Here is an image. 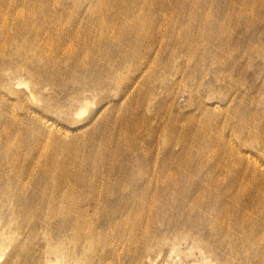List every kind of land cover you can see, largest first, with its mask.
Masks as SVG:
<instances>
[{
    "label": "rangeland",
    "instance_id": "374dc122",
    "mask_svg": "<svg viewBox=\"0 0 264 264\" xmlns=\"http://www.w3.org/2000/svg\"><path fill=\"white\" fill-rule=\"evenodd\" d=\"M4 1L34 21L0 37L12 44L0 51L2 166L26 186L20 201L0 192V264H264V0ZM142 17L154 27L136 49L119 35L123 55L105 68L87 51L78 68L57 42L72 22ZM13 121L28 129L22 142ZM51 140L59 188L33 169Z\"/></svg>",
    "mask_w": 264,
    "mask_h": 264
},
{
    "label": "bare ground",
    "instance_id": "6f19581e",
    "mask_svg": "<svg viewBox=\"0 0 264 264\" xmlns=\"http://www.w3.org/2000/svg\"><path fill=\"white\" fill-rule=\"evenodd\" d=\"M0 1H4V0H0ZM2 4L6 5L7 2L4 1V3H1V5ZM151 4L152 3H149V2L145 6L143 4V9H145V10L148 9L151 6ZM250 6H252V4H250ZM3 7L4 6H2V9L0 11V37L2 35H4L7 38H10L9 36L11 35V32L13 35L14 32L17 30V27H18L20 22L22 24H24L25 26H27L28 29L30 28V26H32V23L34 21L32 14L27 13V14H22L20 17H11V13L9 11H7V9L4 10ZM92 8L96 12L101 13L102 7L93 6ZM151 16H153V12L151 13ZM19 19H22V20L19 22ZM58 19L61 21L64 19V16L60 15ZM71 19H73V18L71 17ZM11 23H13L12 24L13 29L11 28ZM87 23H89V22H87ZM93 25L96 28L97 27L100 28V30H101L100 33H97V36L93 30L91 31ZM154 25L155 24L153 22H149L146 24L143 17L141 18L140 22H137V20L135 22H133V21L128 22L127 21V23H125L124 25H120V23L119 24L114 23L111 27L109 26L108 23H100V24L96 25L95 23H92V21H90L89 24L82 25V24L77 23V22H72L70 24V26H68V28H67L68 33H65V35L60 36V41H57V42L62 43V46L60 48H61V52L64 53V56L67 57V59H68V57H70L69 60H74L77 64L78 68L80 66H82L83 61L81 60V58H82V52H84V51L89 52V57L86 56L87 60H89L92 64H94L96 66L98 64L100 67L105 68V66H103V65H106V64L111 65V63L113 61L117 60L119 55H123L122 51L118 52L117 49H115V47H114V43L116 42V39L119 35H121V37H123L127 42H129V39H132L133 42L131 44V49H136L138 47L139 42H140L139 40L146 33H148L150 31V29L152 27H154ZM200 27H202V28L206 27V22L203 20V18L201 19ZM145 29L147 31L143 32ZM20 31H22V30L20 29ZM55 31H56V29H55ZM149 36L151 37V35H149ZM110 37H113V40L110 39ZM184 37H186V34H183V38ZM67 42H68V44H67ZM93 42H97V45L93 46L92 45ZM89 43L93 47H89L90 46ZM70 44L73 45V50L71 52H69L70 51ZM11 46H12V44H9V42L4 43V44L0 42V51L6 53L8 48H10ZM127 47H129V46L127 45L125 48H127ZM23 55H24V53L21 52V58L20 59H21L22 64H24V61H25ZM55 55H57V53H55ZM49 57L50 56L48 55V58ZM29 58H30V56H29ZM66 61H68V60H66ZM11 62H12V59H5L4 65H9ZM26 65H27V71L28 72L32 73L35 71V69H33L34 63L26 62ZM94 65H92V67H94ZM95 71L97 72L99 70H97V68H96ZM96 72L93 71V73H96ZM56 74L57 73L55 72V75ZM42 75H43V72L40 71L39 69H37L36 78H38L40 82H42V83L49 82L51 85L54 86V87L52 86L54 89H58V90L61 89L62 91L65 89V87H68V86L59 84L62 82H60L58 80V78L55 75H53V73H51V75H49V76H47V75L45 76V74H44V76L42 77ZM66 75H67L66 77L69 78L72 74L71 73L68 74V72H67ZM75 76H76V74L73 73V77H75ZM93 79H96L95 75H94ZM103 80L105 81V79H103ZM98 83H99V85L104 84L102 81V78H100ZM85 86H87V85H85ZM72 89H73L72 93L78 94V95L81 94L80 89H78V88H75V89L72 88ZM71 103H72V100H71ZM74 107H75V105L73 104L72 109H75ZM13 124H14L13 128H11L10 125H8L9 126L8 131H10V129L13 130L15 128H18L20 133H19L18 137L16 138V141L18 142L20 137H21V142H22L23 137L25 136V133L28 129H27L26 125L23 124L22 122L18 123L16 121H13ZM6 130H7V128H4V131H6ZM9 134L7 132L5 134H3V133L1 134L2 136H5V138L4 137L0 138L1 150H2V146H3L2 141L7 142V141L11 140L12 136L11 135L8 136ZM21 145H23V144L21 143ZM41 148H43L46 151V154L44 155V157L42 159L36 160L35 166L38 165V168L40 169L43 167V164H41V163H44V170L42 172L35 166L33 168L37 172V174L39 176H41V182H39L40 186L43 185V176H44L45 172H49V173L53 174L54 177L57 174L58 180L56 183V187L59 188L61 183H62V187H63V184L68 180L65 176L62 175V173L66 172V168L61 169V167H59V168L56 167V164L61 161L60 155L63 152V150H59L60 147L58 148V146L55 144V142L53 140L47 142L44 145H41ZM16 156H19L18 150H17ZM4 158L8 159L10 157H7L6 152H0L1 201L2 200L6 201V197L3 194L8 192L9 186H11L10 194L14 195L13 200L14 201H16V200L20 201L18 199V198H20V196H19L20 194L18 193V189L20 187H22V189H23V187H26V186H23L22 182H21L22 186H20L19 175H20V173L23 174L24 171L23 170L20 171L17 179L9 178V180H7L5 177V170L2 166V164L4 163L3 162ZM18 160H19V163L23 162L22 156H20ZM63 162L65 163V166H67L66 165L67 162L65 160ZM18 166L21 167L20 165H18ZM97 167L99 168V166H97ZM80 168L82 169V166ZM58 170H60V171H58ZM57 171H58V173H57ZM25 173H26V170H25ZM73 177H75L73 180H76L79 176L77 174H75V175H73ZM21 178H22V176H21ZM212 194L213 193H209V195H212ZM71 206L75 207V205H73V204H71ZM19 208H20L19 214L18 213L17 214L21 215V217H23L24 211L26 209V204L24 202V198L22 199L21 203L19 204ZM74 209H78V208H74ZM28 210H30V212H31V210H33V208L29 207ZM35 211L36 210H33V212H35Z\"/></svg>",
    "mask_w": 264,
    "mask_h": 264
}]
</instances>
